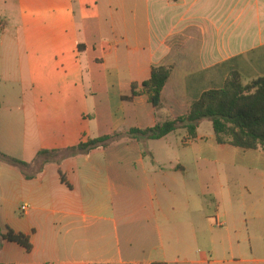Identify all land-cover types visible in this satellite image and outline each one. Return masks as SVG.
Returning <instances> with one entry per match:
<instances>
[{
	"label": "crops",
	"instance_id": "0c3cea01",
	"mask_svg": "<svg viewBox=\"0 0 264 264\" xmlns=\"http://www.w3.org/2000/svg\"><path fill=\"white\" fill-rule=\"evenodd\" d=\"M2 2L0 153L30 164L33 177L0 159V220L33 249L5 243L0 264H80L69 258L92 253L91 227L92 251L115 259L104 264H264L252 246L264 252V152L218 145L211 130L201 133L203 121L187 147L179 129L156 141L123 137L134 155L101 147L35 168L41 151L185 116L234 72L245 84L264 78V0ZM159 66L173 67L160 109L145 96L124 99ZM205 144L215 156L202 155ZM174 147L193 154L175 159ZM206 191L217 205L205 204Z\"/></svg>",
	"mask_w": 264,
	"mask_h": 264
},
{
	"label": "trees",
	"instance_id": "16d2710c",
	"mask_svg": "<svg viewBox=\"0 0 264 264\" xmlns=\"http://www.w3.org/2000/svg\"><path fill=\"white\" fill-rule=\"evenodd\" d=\"M173 72L172 66H159L152 69L151 77L142 84L132 85V94L125 100L132 101L137 96H145L155 108L162 106V92ZM1 108V103H0ZM209 120L212 123L215 141L218 145H229L244 151L264 152V78H258L247 84L242 76L234 72L220 90H211L190 106L185 116L158 123L145 130L131 129L126 134L115 133L97 139H89L79 145L67 149L44 150L38 154L35 163H41L42 171L47 164H60L63 161L81 155H88L98 148H108L123 137L142 142L156 141L176 132L179 129L187 131L188 142L198 138L200 123ZM146 153V152H145ZM0 159L16 166L23 174L31 179L29 170L31 165L0 153ZM37 173V171H36ZM61 180L66 183L62 173ZM5 243H15L31 252L33 245L29 236L17 233L0 220V251Z\"/></svg>",
	"mask_w": 264,
	"mask_h": 264
},
{
	"label": "rangeland",
	"instance_id": "374dc122",
	"mask_svg": "<svg viewBox=\"0 0 264 264\" xmlns=\"http://www.w3.org/2000/svg\"><path fill=\"white\" fill-rule=\"evenodd\" d=\"M3 13H4V3L2 2V0H0V37L2 36V32H1L2 26L5 25V20H6L5 16H3L4 15ZM7 27L9 29L6 31V36H9V39L13 40L15 37V33H14L12 27H14V26L10 20L8 21ZM242 78H243L244 83H246L247 82L246 81L247 76L244 75ZM8 90H9V88H8ZM210 130L212 133H214L212 130L211 122L209 120H204L202 128H201V133L202 134H207V133L209 134ZM181 138H182L181 136L174 134L173 136H171V141L173 142V144L178 143L179 145H181ZM124 142L125 141H121V140L115 142L114 144L111 145V149L108 150V152L119 155V156L134 155L136 153L134 145H132L131 147H128L127 144H125ZM153 145H156V143H153ZM139 147H141V150L143 153L146 152V148L144 147V145L142 143H140ZM153 149H155V148H153ZM201 153H202V155L208 156V157L209 156H215V150L210 148V144L203 145ZM192 154H193V152L191 150L183 149L182 147L179 149L174 147V151L171 152L172 157L175 159L178 157H182L184 155H192ZM40 165H41L40 162H38L36 164V166H35L36 170L40 167ZM206 182H209V181H207L206 179H203V183L208 184V187L205 185V188L207 190L208 188H210V185H209V183H206ZM206 195L207 196L204 198L206 205H217L218 204L219 201L215 198V196H213V193L211 191H206ZM12 205H14L15 209H18L20 211V214H18V215L23 217L21 207L25 205V202L21 198L16 196V197H12ZM138 228H140V227H138ZM168 228H169L171 236H173V235L176 236L177 224L175 222H172V223H170V226ZM106 233H110V238H108L107 241L110 240V241H112V243L115 244V241H114L115 236L113 233V229L110 228V229L106 230ZM97 243H98L97 242V229L91 227L90 228V248H91L92 253H95L92 250L97 247ZM252 246H253L254 251H255L254 258L255 259H264V252L258 253V242L257 241L252 242ZM92 253L90 255H84V257L69 258V260H71L73 262H78L80 264H104L103 263L104 260H108V259L115 260L114 258H105L98 253H95V254H92ZM68 256H70V255H68ZM65 258H67V256ZM176 259H177V257H173V256L169 257L170 262H174ZM63 260L66 261V259H63Z\"/></svg>",
	"mask_w": 264,
	"mask_h": 264
},
{
	"label": "built area",
	"instance_id": "2783aa9c",
	"mask_svg": "<svg viewBox=\"0 0 264 264\" xmlns=\"http://www.w3.org/2000/svg\"><path fill=\"white\" fill-rule=\"evenodd\" d=\"M27 210H28V207L27 206L21 208L22 213L27 212Z\"/></svg>",
	"mask_w": 264,
	"mask_h": 264
}]
</instances>
